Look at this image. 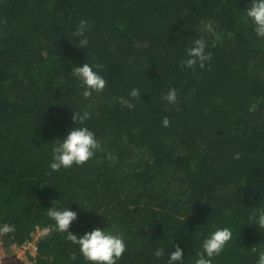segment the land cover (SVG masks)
<instances>
[{
    "label": "trees",
    "instance_id": "16d2710c",
    "mask_svg": "<svg viewBox=\"0 0 264 264\" xmlns=\"http://www.w3.org/2000/svg\"><path fill=\"white\" fill-rule=\"evenodd\" d=\"M250 2L0 0V225L15 226L0 233L3 242L44 230L53 223L47 208L65 205L77 212L74 234L99 227L123 239L116 264H167L176 246L178 264H193L205 237L223 227L232 236L212 264H256L264 250V228L252 218L264 210V37L245 15ZM81 19L85 47L73 34ZM200 38L211 58L186 67ZM83 63L106 80L88 97L73 72ZM170 88L174 104L164 98ZM73 111L89 113L84 126L98 148L53 171L51 149ZM34 264L90 262L65 233L49 230Z\"/></svg>",
    "mask_w": 264,
    "mask_h": 264
},
{
    "label": "clouds",
    "instance_id": "9594fccd",
    "mask_svg": "<svg viewBox=\"0 0 264 264\" xmlns=\"http://www.w3.org/2000/svg\"><path fill=\"white\" fill-rule=\"evenodd\" d=\"M247 18H250L254 25V32L257 37H264V0H251L250 5L244 10ZM88 22L84 19L79 21V24L73 33L80 37L79 45L85 47L88 40L84 37L87 31ZM205 27L209 31H213L212 25L206 24ZM211 58V53L206 51V42L203 38L196 39L193 46L187 49V59L183 61L186 67H192L199 63L201 67L204 62ZM97 69L100 65L95 66ZM74 75L84 85L82 95L88 97L92 91H102L106 80L99 74L98 71L93 70V66L88 63L77 65L73 69ZM132 97L139 95V90L133 88L129 94ZM170 104L176 102V90L170 88L164 97ZM123 100V98H121ZM129 108L132 104L127 100H123ZM89 117L87 111L75 112L71 120L72 126L67 133L59 140L58 143L52 146V159L49 161V168L53 171L60 168H68L74 163L79 165L88 160L98 148V143L93 131L84 126V121ZM74 124L80 126L74 127ZM163 126H168L169 120L165 117L162 120ZM239 154H236L238 158ZM46 215L53 221L51 225L44 229L45 232L57 231L65 233L66 238L79 246V252L89 261L90 264H116V261L125 250V243L123 239L112 232L106 231L105 228L93 227L90 230L84 231L83 234L77 235L71 232L70 225L76 220L77 212L71 208L51 206L47 208ZM256 225L264 228V210H257V214L252 217ZM15 230V226L4 223L0 225V233H9ZM232 230L229 227L217 228L211 232L202 242L203 252H197V258L193 264H212L211 257L218 254L224 247L225 243L231 238ZM154 255L160 257L162 249H155ZM184 256L183 249L179 246L175 247L174 251L169 252L167 264H178ZM256 264H264V250L258 252Z\"/></svg>",
    "mask_w": 264,
    "mask_h": 264
},
{
    "label": "built area",
    "instance_id": "2783aa9c",
    "mask_svg": "<svg viewBox=\"0 0 264 264\" xmlns=\"http://www.w3.org/2000/svg\"><path fill=\"white\" fill-rule=\"evenodd\" d=\"M43 229L35 227L21 243L5 244L0 236V264H34Z\"/></svg>",
    "mask_w": 264,
    "mask_h": 264
}]
</instances>
